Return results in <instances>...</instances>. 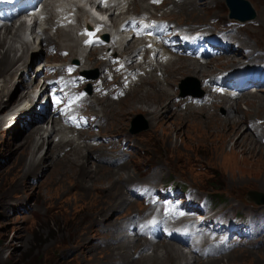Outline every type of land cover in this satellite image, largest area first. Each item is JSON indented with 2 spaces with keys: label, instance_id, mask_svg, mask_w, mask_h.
<instances>
[{
  "label": "rangeland",
  "instance_id": "rangeland-1",
  "mask_svg": "<svg viewBox=\"0 0 264 264\" xmlns=\"http://www.w3.org/2000/svg\"><path fill=\"white\" fill-rule=\"evenodd\" d=\"M70 1L78 8L79 21H90L91 17L88 16L87 11L91 10L96 15L107 17L110 27L114 29L118 27L119 20L128 15L125 12L128 7H132L128 5L130 0H121L119 9H115L113 13L110 11L105 13L104 10L115 7L118 0L110 1L107 7L92 6L90 0ZM183 1H172L177 4L173 5V3L167 4L169 2L167 0L160 6L150 8V12L156 17L162 15V18L171 19L178 24H203L210 19L212 23L233 20L228 17L224 0ZM248 1L256 12L255 18L242 22L244 24L242 34H234L240 37V43L245 42L252 48H261L264 54V0ZM148 2L149 0H144L143 4L149 6ZM136 3L138 1H134V4ZM56 6L58 5L49 6L51 13ZM21 26L19 28H22ZM38 26L40 22L36 23V27ZM13 27L8 26L9 33L5 45L0 48V51H3L11 45L13 51L10 52V56L18 58L10 70L0 74V101L3 103L0 109V128H2L0 129V264H116V261L118 264H154L155 258L152 256L138 258L146 249L132 245L133 239L123 236L124 228L121 227L117 232L115 225L118 219L127 216L141 205L138 200H132L127 195L126 181L142 180L146 174L158 177L155 183H167L171 179L185 181L201 194L210 192L224 198L226 201L223 204L227 206L231 201H235L243 208L240 213L257 211L258 208L264 207V202L253 203L250 201L251 197L247 196L249 190L264 193V143L261 142L264 132L262 131L261 138H258L248 129L249 122H252L250 120L264 119V105L259 107L257 113L251 109L260 102L264 103V92L248 95L245 91L239 97L227 101L222 97L214 105L204 107L205 113L199 112L202 109L199 107L182 108L180 102L176 101V98H180L181 92L200 91L201 79L222 68H228L225 66H230L231 58L236 59L235 63L246 60L248 57L240 50L229 56L217 57L215 60L210 58L209 66L202 70L200 78L187 69L171 74L179 64L187 67L191 66L189 63L193 64L191 59L178 57L176 61L164 63L167 66V73L163 71L149 73L143 77L146 79L145 82L139 81L125 97L114 104L110 99L100 100L103 103L100 113L107 119L101 134H114L127 138L133 144L134 150L127 162L116 165L98 162V152L107 154V149L103 146L93 148L89 145L91 149L87 151L80 146V149H74V146H78L77 142L80 145L85 142L86 137L83 132H78L76 135L69 133V136H74L72 140L78 136L79 139L68 145L66 143L62 149L59 147L52 149L54 144L45 142L35 156L36 161L30 162L29 142L34 135V128L41 126L46 129L49 126L47 123L49 114L42 115L32 107L31 110H34L32 115L28 111L25 113L17 111V115L23 114L21 118H29L26 124L22 121L15 122L11 124L10 130L5 129L7 125L5 127L2 125L7 112L19 102L25 107L33 103L30 96L33 92L40 91L39 85L43 75L41 64L48 58L51 61H57L59 58L56 55L43 56L42 39L39 40L38 48H34L37 44L36 33L33 34L27 28H22L23 35H18V32L15 36ZM3 30V27H0V35ZM49 33L55 38L56 43L60 44H55L58 48L69 47L72 43L79 47L76 30L72 26L64 28V31ZM60 33H64V36L68 34L74 36V41L66 37L60 39ZM119 35L120 40L125 41V45L135 44L132 40L127 41L128 37L125 33L120 32ZM22 37L27 39V42ZM119 46L122 47L121 44ZM67 50L71 55L72 49ZM78 53L84 55L86 52L79 50ZM239 53L242 55L240 58H238ZM257 56L264 57L260 54ZM68 57L69 55L66 59ZM92 60L94 61V58H90V61ZM28 68L29 70L24 72ZM97 68L98 66L91 67V69ZM163 75L169 82L156 79H162ZM8 76L12 81L6 86L3 81ZM25 76H28V79ZM151 78L155 80L148 82ZM30 81L36 84L27 90ZM26 90L29 95L21 97ZM46 97L44 93V98ZM167 97L171 99L166 102ZM38 98L42 101L41 96ZM138 99L151 101L157 99L162 101L163 105L157 110L156 116L146 113L140 107L129 109ZM27 102H30L29 105H24ZM170 102H173V105L168 107ZM246 102L254 104L248 107ZM232 103L238 104V112L227 109ZM126 108L129 111L124 116L121 111ZM234 114L241 121L235 133L231 134L226 129L228 125L226 123L231 117L234 118ZM39 118L43 119L36 121ZM158 119L161 120L160 123ZM261 124L258 129L264 126V121ZM53 137H55L54 142H57L62 135ZM23 141L28 143L27 147L21 145ZM81 151L87 157V168H84L75 157ZM22 153L26 156V164L22 162ZM155 166L159 168L151 171ZM110 173H114L113 179L103 181L101 176ZM127 175L130 178H126ZM119 176L125 181L117 179ZM119 191L124 198L116 197ZM116 202H120L121 205ZM13 204L17 206L12 208ZM214 206L222 208V205L216 203ZM101 220L107 221L110 225L108 231L101 228ZM112 223L114 225H111ZM100 236L111 237L104 247L98 245V241L95 240ZM140 239L141 237H138V240ZM157 241L160 244L149 242L148 245L153 249V252H150V249L146 250L149 255L166 258L168 246L161 244L170 243L189 258L188 263L177 259L171 262L164 260V264H201L203 260L196 257L195 262L189 256L191 254L172 240ZM251 242L234 248L222 254L223 256L220 255L219 258L208 259L206 263L209 264L211 260L210 264H264V239L259 242L258 247H251L249 245ZM139 249L141 251L138 256L134 257L133 254ZM171 255L176 256L173 251Z\"/></svg>",
  "mask_w": 264,
  "mask_h": 264
},
{
  "label": "bare ground",
  "instance_id": "bare-ground-1",
  "mask_svg": "<svg viewBox=\"0 0 264 264\" xmlns=\"http://www.w3.org/2000/svg\"><path fill=\"white\" fill-rule=\"evenodd\" d=\"M91 1V0H90ZM134 1H138V3H136V4H134ZM165 1H167V0H164L163 2H165ZM172 1H175L176 2V0H169V2H167V4H169V3H173ZM183 1V0H182ZM143 2H144V0H130L129 1V3H128V5H132V7L131 8H129L128 7V9L125 11L126 13H128V14H139L140 12H147V11H150V8H153L154 7V5H150V3H149V6H147V5H145V4H143ZM184 2V1H183ZM190 2V1H189ZM188 2V3H189ZM140 3H141V5H140ZM195 3V2H194ZM95 4H96V6H99L100 5V3L98 2H95ZM65 4H62V6H64ZM121 5V0H118V2H117V5L115 6V7H109V8H107L106 10H104L105 11V13H106V11H110L111 13H113V11L116 9H119V6ZM173 5H177V4H175V3H173ZM179 5V4H178ZM110 13V14H111ZM162 15H160V17H161ZM170 21H172L171 19H169ZM174 22V21H173ZM203 24H206V23H203ZM13 25H15L16 27H13ZM22 25V23H13V24H11V26L14 28V30H15V36H16V34L18 33V35L20 34V35H23V32H22V29L21 28H19V26H21ZM199 25H201V24H199ZM191 26H194V25H191ZM0 27H2V26H0ZM3 33H2V35H0V48L1 47H3L4 45H5V39H6V37H7V34L9 33V28H8V26H3ZM59 31H64V29L63 28H60V29H58ZM36 35V39H37V44H35V47L34 48H38V43H39V40L40 39H42V45H43V51L45 52V46H44V42L45 41H50V43H53V44H58V45H60L59 43H56V40H55V38L53 37V36H47V37H41V36H39L38 34H35ZM65 34L64 33H60V39H62V38H64V37H66V38H70L72 41H74V36H72V35H70V34H68L67 36H64ZM13 36H11V38H12ZM132 41H137V40H133V39H131ZM127 41H130V40H127ZM244 42V41H243ZM41 43V42H40ZM245 43V42H244ZM119 44H121L122 45V47H120V46H115V47H113L112 48V56H114V57H116V56H120V54H125L126 56H127V58H128V60H129V63L130 64H132V62H133V56H135L136 54V50L138 49V47L136 46V43L135 44H133V45H129V43L127 44V45H125L126 43H125V41H121V40H119ZM34 48H32V49H34ZM64 49H72V54L70 55L69 54V57L67 58V62H74L73 60L75 59V54L76 53H78L79 52V50H82V48H81V46H80V43H79V47L77 46L76 47V45L75 44H70V46L69 47H63ZM63 48H61V49H63ZM125 48V49H124ZM35 49V50H36ZM34 50V51H35ZM13 51V47L11 46V45H9V46H7V48H5V50H3V51H0V74H3V73H5L7 70H10L11 69V67L15 64V62H17V60H18V58L16 59L14 56L13 57H11L10 56V52H12ZM232 51H237L236 49H234V50H232ZM240 52V51H239ZM79 54V53H78ZM240 54V53H239ZM80 55V54H79ZM244 55H246L247 57H248V55L247 54H244ZM43 56H44V53H43ZM30 57H31V60H32V55H31V53H30ZM86 57H87V59L89 60H87V61H85V64H87V65H92V66H95V65H98V63L99 64H101V63H103V62H101V61H98L97 60V58L93 55V53H88L87 55H86ZM220 57H223V56H220ZM240 57H242V55H238V58H240ZM41 58V57H40ZM90 58H94V61H95V63H93V64H90ZM178 58V57H177ZM177 58H175V59H172V57L170 56L169 57V59L166 61V63L168 64V63H170L171 61H176L177 60ZM180 58H183V57H180ZM210 58H214V60L215 59H217V57H210ZM209 58V59H210ZM187 59H189V58H187ZM209 59L206 61V62H201L199 59H197V60H195V59H193V64L192 63H189V65H191V66H189V67H187V66H183V64H179V66L176 68V70L175 71H172L171 72V74H176L178 71H180V70H183V69H187V70H189V71H192V73L193 74H195V76H197V77H201V72H202V70L204 69H207V67L209 66V63L210 62H208L209 61ZM39 60V59H38ZM154 60H156V59H154ZM190 60V59H189ZM192 60V59H191ZM235 58H231V61H233V63H235ZM48 61V60H47ZM148 64H150V65H153V66H155L156 68H154L153 70L154 71H163L164 73H167L168 72V70H167V66H166V64H162L161 62L159 63V61L158 60H156V61H151V62H148ZM176 64V63H175ZM177 65V64H176ZM147 66H149V65H147ZM233 66V64H231L230 63V66H225V67H228V68H230V67H232ZM161 69H163V70H161ZM222 69H224V68H222ZM221 69V70H222ZM227 69V68H226ZM27 70H29V68L28 69H26V70H24V72H26ZM184 71V70H183ZM220 72V71H219ZM215 75H218L216 72L215 73H212V74H209V76H207V77H204V78H202L203 80H207V81H211V78H212V76H215ZM26 78L28 77V76H25ZM28 79V78H27ZM156 79H159V80H163L164 82L166 81V82H169V81H167L165 78H164V75H163V78L162 79H160V78H156ZM140 81H142V82H145V80L146 79H144V78H142V77H140V79H139ZM153 80H155V78H151V80H149L148 79V82L150 81V82H152ZM11 79H10V76H8L4 81H3V83H4V85H10L11 84ZM161 83V82H160ZM35 84L36 83H32V81H30V82H28V84H27V90L29 89V88H31V87H33V86H35ZM147 84H149V83H147ZM146 84V85H147ZM150 85V84H149ZM158 85V84H157ZM162 85V84H161ZM162 87V86H161ZM147 88V87H146ZM39 89H40V92L38 93V95L34 98V99H32V98H30L32 101H33V103H31L30 105H29V103L30 102H27V104H24V105H26V106H28L29 105V107H25V106H23V104H21L22 102H19V104L18 105H16V107L14 108V109H12V119H11V121H13V124L16 122V123H18V121L19 120H21L22 122H23V124H26L28 121H29V118H21V116L23 115V114H20V115H17V111L19 112V113H25V112H29V113H31V115L32 114H34L33 113V111L34 110H31V108L32 107H34L35 108V111L36 112H40L42 115H45L46 113L47 114H49V119H48V117H47V119H48V124H49V126H47V128L46 129H43L41 126H36L35 128H34V135H32V138H31V140H30V145H29V148H30V150H29V153H30V158H29V160H30V162L32 161V162H35L36 161V159H35V156H36V154H37V152H38V150L40 149V147H41V145L42 144H44L45 142H47L48 144H54L53 145V147H52V149H56L57 147H59L60 149H62V146L63 145H66V143H67V145L68 144H71L73 141H75V140H77V139H79V136L75 139V140H72L73 139V137L74 136H69L68 134L69 133H71L72 134V131H68L67 129H65V128H63L60 124H59V122L57 121V119H55L54 117H51V115H50V113L49 112H46V110H43V111H39L36 107L38 106V104L39 103H42V104H44V102H45V100H46V98H44V93H45V85H44V83L42 82L40 85H39ZM150 89V88H149ZM26 90V92H25V94H23L21 97H27V95H29V93H28V91ZM155 91V90H154ZM174 92V91H173ZM245 92H242V93H240V94H238V97L241 95V94H244ZM248 95H254L255 93H251V92H246ZM185 95L186 96H188V95H191L190 93H185ZM247 95V96H248ZM41 96V98H42V101H39V98L38 97H40ZM245 96V95H244ZM173 97H175V96H173ZM180 97H182L181 99H182V101L181 100H176V101H178V102H180V104L181 105H183V101H185V100H187V97H183V95L181 94V96ZM230 98H232V99H234L233 97H230L229 95H226L225 96V100L227 101V99H230ZM171 98H166V102L168 101V100H170ZM174 99V98H173ZM141 99H138L137 101H135V102H133L131 105H130V107H129V109H133L135 106L136 107H140V108H142L146 113H148V114H150V115H152V116H156L157 115V110L158 109H160L161 107H162V101H159V100H141V102H139ZM175 100V99H174ZM231 100V99H230ZM113 102H112V104H114L115 102H117V101H114V100H112ZM119 101V100H118ZM135 103H137L136 105H135ZM247 104H248V107H251L253 104L252 103H248V102H246ZM180 104H179V106H180ZM2 105H3V103H2V101H0V109L2 108ZM37 105V106H36ZM173 105V102L171 103H169L168 104V107H171ZM261 105H264V103L263 102H260L257 106H253V108L251 107V109H252V111L254 112V113H257L259 110H260V106ZM22 107V108H21ZM167 107V106H166ZM165 108V107H164ZM168 109V108H167ZM227 109H230V111L231 112H238V109H239V107H238V104L237 103H232L231 104V106L230 107H228ZM99 112H100V109L98 110ZM129 110H128V108H126V109H124V110H122L121 112H122V114L125 116L126 115V113L128 112ZM199 112H206V111H204V109L202 108ZM174 115L176 114V113H173ZM206 114H208V113H206ZM171 115V114H170ZM230 115H231V113H230ZM235 115V114H234ZM7 116V115H6ZM43 118H39L38 120H36V121H39V120H42ZM46 119V118H45ZM259 119V118H258ZM257 119H254V120H252V121H256ZM159 123L161 122V120L160 119H158L157 120ZM240 119L237 117V115H235L234 116V118H232L231 117V119H228V122L226 123V124H228L227 125V127H226V129L228 130V132L229 133H235V131H236V128L238 127V125H239V123H240ZM107 122V119L106 118H103L102 117V123L103 124H99V127L101 128V127H103L104 126V124ZM157 122V124H159ZM262 125V124H261ZM3 127L5 126V123H3V125H2ZM28 126H30V125H28ZM157 126H159V125H157ZM260 126V124L259 125H257V128ZM10 128H11V124H7V126L5 127V129H8V130H10ZM0 129H2V128H0ZM140 129H142V128H140ZM139 129V130H140ZM132 131V130H131ZM254 133V135H256L257 136V133L256 132H253ZM43 134V135H42ZM262 134V132H260V135ZM58 135H62V137H60V138H58V140H57V142H54V139L53 138H55V137H53V136H58ZM93 135V134H92ZM50 137V138H49ZM52 137V138H51ZM71 139V140H70ZM76 144H78V146H74V149H80V147H82V148H84L86 151L87 150H89V149H91L90 148V144H88V143H86V142H84L82 145H80V143L79 142H77ZM21 145L23 146V147H27L28 146V143H26L25 141H23V143H21ZM74 145V144H73ZM80 146V147H79ZM93 148H95V146H93ZM233 150H234V146H233ZM27 151V150H26ZM114 151H117V150H114ZM92 153H94V152H92ZM106 153H109L107 150H106ZM95 154V153H94ZM93 156V155H92ZM77 159H78V161L79 162H81V165L84 167V168H87L88 167V161L86 160L87 159V157H86V155L85 154H82V151H81V153L80 154H78L77 156H75ZM22 162H24L25 164H26V156H25V154H23L22 153ZM28 160V159H27ZM39 160V159H38ZM35 165V164H34ZM114 165H116V164H114ZM29 166V165H28ZM101 177H103L102 179H104L103 181H106L107 179H110V180H112L113 179V177H114V173H110L109 175L108 174H106V175H102ZM126 178H130L128 175H127V177ZM117 179H122L123 181L122 182H124L125 181V179H123V178H121L120 176L117 178ZM112 185V184H111ZM130 185H126V187H129ZM120 190V189H119ZM117 194V196L116 197H118L119 199L121 198H124L123 197V194L122 195H120V191H119V193H116ZM116 199V198H115ZM130 201H132V200H130ZM119 204V205H121V203L120 202H116V204ZM110 208V206L107 208V210ZM104 222V224L106 225V226H108L109 224H108V222L107 221H103ZM111 225H114V223H112ZM114 232L112 231V234H113ZM146 240H150V239H146V238H142L141 237V239L140 240H138V237H136V239H133V241L134 242H131V244L132 245H135L136 246V248H140V249H144L143 247H145L146 246ZM151 241V240H150ZM152 243H155V242H158V241H151ZM157 244H160L159 242L157 243ZM162 246H168V255H167V257L165 258V257H160V256H155V255H149L146 251H144L143 253H141V257H144V258H146V257H150V256H152V257H154L155 258V263L154 264H164V260H170V262L171 261H174V260H177V259H180V260H183L185 263H188V260H189V258H187V257H185L186 255L185 254H183V253H180V251L177 249V248H175L172 244H170V243H166V244H161ZM259 246H260V244H258ZM119 246V245H118ZM167 248V247H166ZM175 253V255L176 256H174V255H171V250ZM152 252H153V249H152ZM149 255V256H148ZM189 256H191L193 259H194V261L196 260V256H194V255H189ZM221 256H223V255H221ZM221 256H219V257H221ZM218 256H212V257H210V258H206L205 260H202L201 261V264H208V263H206V261L208 260V259H211V258H219ZM197 261V260H196ZM195 261V262H196ZM210 262L212 263V261L210 260L209 261V264H210ZM214 263V262H213Z\"/></svg>",
  "mask_w": 264,
  "mask_h": 264
},
{
  "label": "water",
  "instance_id": "water-1",
  "mask_svg": "<svg viewBox=\"0 0 264 264\" xmlns=\"http://www.w3.org/2000/svg\"><path fill=\"white\" fill-rule=\"evenodd\" d=\"M225 3L229 9V18L244 21L255 16V12L247 0H225ZM190 93L194 94L195 92L191 91ZM247 194L256 202H264V193L249 190Z\"/></svg>",
  "mask_w": 264,
  "mask_h": 264
}]
</instances>
